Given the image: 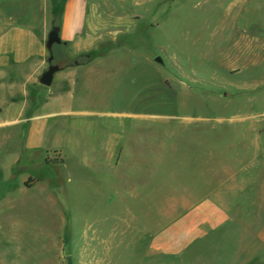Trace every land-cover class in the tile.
Listing matches in <instances>:
<instances>
[{"label": "rangeland", "instance_id": "obj_1", "mask_svg": "<svg viewBox=\"0 0 264 264\" xmlns=\"http://www.w3.org/2000/svg\"><path fill=\"white\" fill-rule=\"evenodd\" d=\"M82 10L103 58L69 85L66 69L88 61L62 46L67 66L45 87L72 96L69 145L23 152L22 125L0 126V264H264L250 202L264 187V0H85L73 18ZM206 198L233 221L180 256L155 252Z\"/></svg>", "mask_w": 264, "mask_h": 264}, {"label": "crops", "instance_id": "obj_2", "mask_svg": "<svg viewBox=\"0 0 264 264\" xmlns=\"http://www.w3.org/2000/svg\"><path fill=\"white\" fill-rule=\"evenodd\" d=\"M15 2L17 6L13 7V0H0V94L4 95L0 102V117L4 108L7 110L18 102L21 106L16 110V119L1 121L0 126L14 122L22 125L23 152L61 153L69 145L70 117L76 116L77 112L70 109L72 96H67L65 104H61V94L56 91L47 94L39 79L49 67L50 53L46 45L49 33L57 22L61 28L62 46L69 58L79 56L84 59L86 54H95L92 37L89 39L83 35L85 11H80L77 17L72 16L74 5L83 6L85 0H63V12L58 17L55 15L58 0ZM26 11L29 13L24 16ZM20 17L24 18L21 23ZM118 19H125V16ZM98 58L101 60L103 57L92 61L85 58L88 62L66 69V77L70 80L63 81L69 85L76 84L78 80L73 79L77 72L74 69L82 67L90 70ZM107 156L117 166L122 159L117 146H112ZM250 197L254 211L264 214V187L260 193ZM232 221L231 209L225 203L206 198L160 230L153 238L152 247L165 256H180ZM258 235L257 250L253 249L251 260L255 259L254 252L259 250L264 255V224Z\"/></svg>", "mask_w": 264, "mask_h": 264}, {"label": "water", "instance_id": "obj_3", "mask_svg": "<svg viewBox=\"0 0 264 264\" xmlns=\"http://www.w3.org/2000/svg\"><path fill=\"white\" fill-rule=\"evenodd\" d=\"M61 28L60 26H53L52 30L49 33L48 36V41H47V49L50 53V58H49V67L48 69L42 74V76L39 79V82L45 86V87H51L53 85V81L55 78V75L61 71V67L59 65H56L53 63L54 61V47L57 45H61L62 39L60 36ZM85 58L89 59L90 61L94 60L95 54L94 53H89L85 55ZM157 63L162 64L163 61L160 57L156 59ZM75 64H79L78 61H75Z\"/></svg>", "mask_w": 264, "mask_h": 264}, {"label": "flooded vegetation", "instance_id": "obj_4", "mask_svg": "<svg viewBox=\"0 0 264 264\" xmlns=\"http://www.w3.org/2000/svg\"><path fill=\"white\" fill-rule=\"evenodd\" d=\"M61 46L62 45L56 46L55 48L58 50L61 48ZM54 53H55L54 54V61H53L54 64L62 67L68 63L69 59L62 52H59V53L54 52Z\"/></svg>", "mask_w": 264, "mask_h": 264}, {"label": "trees", "instance_id": "obj_5", "mask_svg": "<svg viewBox=\"0 0 264 264\" xmlns=\"http://www.w3.org/2000/svg\"><path fill=\"white\" fill-rule=\"evenodd\" d=\"M63 8H64V2H63V0L61 1V2H59L58 1V3H56V5H55V15L58 17V15L60 14V13H62L63 12ZM55 26H59V24H58V22H57V24H55ZM61 45H63V43L61 44ZM57 46H60V45H57ZM56 47V46H55ZM54 47V52H56L57 51V49ZM55 54V53H54ZM69 59V58H68ZM67 65L65 64L64 66H62L61 68V70H63V69H65V67H66Z\"/></svg>", "mask_w": 264, "mask_h": 264}]
</instances>
